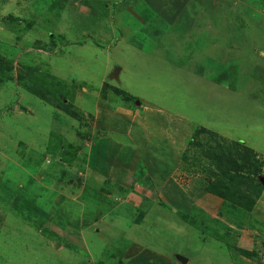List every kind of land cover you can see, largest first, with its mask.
Here are the masks:
<instances>
[{
    "label": "rangeland",
    "instance_id": "374dc122",
    "mask_svg": "<svg viewBox=\"0 0 264 264\" xmlns=\"http://www.w3.org/2000/svg\"><path fill=\"white\" fill-rule=\"evenodd\" d=\"M262 178L264 0H0V264H264Z\"/></svg>",
    "mask_w": 264,
    "mask_h": 264
},
{
    "label": "crops",
    "instance_id": "0c3cea01",
    "mask_svg": "<svg viewBox=\"0 0 264 264\" xmlns=\"http://www.w3.org/2000/svg\"><path fill=\"white\" fill-rule=\"evenodd\" d=\"M154 3H155V1H154ZM156 8V10L160 13L161 11H159V9L157 8V7H155ZM162 12L163 13H161L162 14V16H164L163 18H165L166 20L168 19V13H167V10H162ZM84 105L86 106H88V104H87V102L85 101L84 102ZM86 106V107H87ZM137 124V126H139V124L137 123V122H135V125ZM112 125V124H111ZM154 129V128H153ZM139 130H141V129H139ZM141 134L140 133H136V132H134L133 133V137L135 138V141H139L140 139H144V141L146 142V141H148V140H152L151 138H149V139H147V138H145V137H149V136H147V135H144V133H146V132H144L143 130H141ZM147 134H150V136L152 135V132H150V133H147ZM133 138V139H134ZM157 139H158V137H156ZM162 140V139H161ZM71 142V141H70ZM141 145V144H140ZM148 146H149V148H151L150 150H149V152H148V154H147V156H146V164H148V165H159L161 162L163 163V165H170V163H169V154H170V151H169V149L168 150H157V151H155V146H151V144L149 145L148 144ZM134 149H137V147H136V145H133L132 146ZM163 147V146H162ZM138 150H140V149H138ZM146 150V149H145ZM153 152H155V154H156V156H154L152 153ZM76 153H80V155H78L77 156V158L75 157V160H77V161H79V162H81L82 161V157H81V154H82V151L80 152V151H77ZM161 154H164V155H166L167 156V158H168V161H164V159H160V158H162L163 156L161 155ZM110 156V155H109ZM107 158H108V155H107ZM85 159V157L83 158V160ZM104 161L106 162H104V164H102L101 162V164H99V165H111V164H107V163H109V162H107V160L104 158ZM161 161V162H160ZM85 165H88V161L87 162H85ZM110 174H112V173H110ZM113 175V174H112ZM83 176V175H82ZM107 179V178H106ZM100 185H102L103 186V184H100ZM84 193L85 194H92V196L94 197V198H96L97 200L99 199V201H101V202H104V203H106L107 201V205H110L109 204V199H110V196L108 197L107 196V198L106 197H104V196H97V193H96V190H94L92 193H90V189H88L87 191H84ZM105 200V201H104ZM57 205H58V203H57ZM111 206V205H110ZM81 210V209H80ZM261 220H263L264 221V217H262V219ZM138 244H133V245H135L136 246V248L137 249H134V251L133 252H135V254H134V257H132L131 259H129V261H131L132 263L134 262V263H136V262H139V263H142V264H175V263H177L176 261H179V259L177 258V256L178 255H176V258H174V257H171V256H165L164 254H161L158 250H155L154 248H151V247H144L142 244L139 246V242H137ZM138 257V258H137ZM153 258V259H152ZM177 259V260H176ZM243 259L244 260H246V261H248V263L247 264H250V263H252V264H260V262L256 259V258H252V257H243ZM243 259H241V260H243ZM188 261H189V259H188ZM189 263V262H188ZM187 263V264H188ZM185 264V263H184Z\"/></svg>",
    "mask_w": 264,
    "mask_h": 264
},
{
    "label": "trees",
    "instance_id": "16d2710c",
    "mask_svg": "<svg viewBox=\"0 0 264 264\" xmlns=\"http://www.w3.org/2000/svg\"><path fill=\"white\" fill-rule=\"evenodd\" d=\"M97 2L101 3L100 1H97ZM101 4L104 5L105 3H101ZM38 93L42 94L41 92H38ZM54 135H57V134L54 133ZM51 137L53 138V140H57L59 142V147H57V148H58V150H60V155H61L62 159L67 160V162L74 161L75 160V153L77 152L76 148H79V147L76 146L75 149H72V147H74L73 146L74 143L70 142L69 140L67 141L65 138L63 139L61 137L63 139L62 140L63 142L60 143V136L51 135ZM20 190H21L22 193L23 192L24 193L25 192L28 193L27 194L28 195L27 198L34 202V200H32L31 198L33 197V193L36 190L29 189L28 186H26V185H23ZM212 191H214V190H212ZM24 193H23V195H24ZM51 193L52 194H50V195L42 197V198H45L44 202H48V206L54 204L53 199H54V196L57 195V193L54 194L55 192H53V191H51ZM222 194L227 199L231 198L229 195H226L225 192H222ZM24 196H26V195H24ZM36 196L39 197V198L41 197L40 194H35V197ZM84 197H85V199H84L85 200V217H87V218L88 217H92V218L96 217L95 219L99 220L103 213L105 214V213H108V212L112 211L111 208L109 207V205H106L104 202H101V201H99V200H97L95 198H92V197L90 198L87 195H84ZM42 198H40L41 199L40 201H42ZM252 204H254V202ZM251 205H249V207H251ZM44 207H46V206H44ZM95 210H96L97 214L94 213ZM94 214H95V216H92ZM237 250H239V249H237ZM242 253L245 254V255H248L247 251L243 250Z\"/></svg>",
    "mask_w": 264,
    "mask_h": 264
},
{
    "label": "water",
    "instance_id": "95a60500",
    "mask_svg": "<svg viewBox=\"0 0 264 264\" xmlns=\"http://www.w3.org/2000/svg\"><path fill=\"white\" fill-rule=\"evenodd\" d=\"M119 72H120V68L117 67V68L115 69V71H114V77H115V79H117V80L119 79ZM138 103H139V101H138ZM262 182L264 183V178H262ZM177 258H178L180 261H182V263H187V261H188V258L183 257V256H181V255H178Z\"/></svg>",
    "mask_w": 264,
    "mask_h": 264
}]
</instances>
